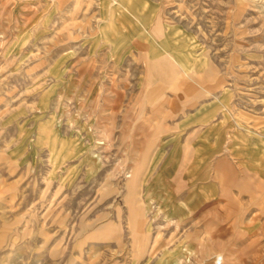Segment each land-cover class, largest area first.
Listing matches in <instances>:
<instances>
[{"label":"rangeland","instance_id":"rangeland-1","mask_svg":"<svg viewBox=\"0 0 264 264\" xmlns=\"http://www.w3.org/2000/svg\"><path fill=\"white\" fill-rule=\"evenodd\" d=\"M229 122L264 130V0H0V264H264Z\"/></svg>","mask_w":264,"mask_h":264},{"label":"crops","instance_id":"crops-1","mask_svg":"<svg viewBox=\"0 0 264 264\" xmlns=\"http://www.w3.org/2000/svg\"><path fill=\"white\" fill-rule=\"evenodd\" d=\"M135 46L136 47L134 49H142L137 45ZM165 60H168V56L166 55L156 56L155 58H151L150 56H148L146 58V61H148L147 64H151L150 67L153 65L156 71L158 70L156 67L161 63L164 64ZM176 68L177 73L174 76H178V74L181 73V71L178 69V66H176ZM200 72L203 73L196 75L193 80L195 81L198 88L202 89V92H208L210 89L220 86L222 87V92L220 93L221 95L218 96V105L214 109H216V111L219 109L222 115L227 118L226 112H229L231 109L230 99L231 96H233L231 91L222 86L223 79L218 82L220 78L217 74H215L212 67L204 68L198 73ZM157 73L160 74L159 71H157ZM177 82L180 83V80H178ZM172 87L173 90H183V87L179 86V84L177 83H175ZM176 94V97L180 98L182 96H188L189 93L188 91H185L183 93L177 92ZM198 110L199 111H197V114L195 116L203 122L208 121L209 117L215 115L214 113V115L211 113V110L208 111L206 107H200ZM233 123L236 125V127L240 125L238 123L236 124L235 121ZM233 123L229 122L228 124H226L227 126L225 127L227 128L225 129H221L219 126L213 127V129L216 131L215 133L217 138L221 139V143L225 142L224 139L226 138L230 139L231 131L235 133L232 134L233 137L239 138V141H235V138L232 137V143H230L229 145H225L224 143V145H222L224 148V154L223 157L217 161L216 167H218L221 163L227 162L226 169L229 171V173H233L235 177L238 178L240 183L245 182L250 178L252 179L253 176H258L259 178H262L264 180V130L261 131L259 137H253L252 134H248V130L245 129L243 130L242 135L237 131ZM226 134L229 135L227 136ZM236 144H239V146L236 147ZM202 160L203 159L200 158V160H198L196 163H193L195 169H192V172L194 173V175L202 172V176H204V178H207L206 170L208 169V165H204V163H202ZM200 163H202V166L200 165Z\"/></svg>","mask_w":264,"mask_h":264}]
</instances>
